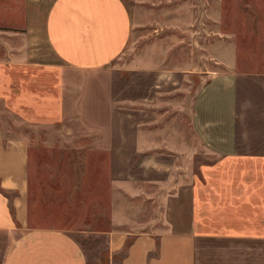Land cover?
I'll return each mask as SVG.
<instances>
[{"label": "crops", "instance_id": "obj_1", "mask_svg": "<svg viewBox=\"0 0 264 264\" xmlns=\"http://www.w3.org/2000/svg\"><path fill=\"white\" fill-rule=\"evenodd\" d=\"M131 28L124 0H0V102L76 138L117 196L110 229L32 225L30 141L0 127V264H264V44L160 70L116 63Z\"/></svg>", "mask_w": 264, "mask_h": 264}, {"label": "rangeland", "instance_id": "obj_2", "mask_svg": "<svg viewBox=\"0 0 264 264\" xmlns=\"http://www.w3.org/2000/svg\"><path fill=\"white\" fill-rule=\"evenodd\" d=\"M124 1L132 28L116 63L135 61L136 66L160 70L188 67L198 74L223 65L230 50L237 61H246L254 48L260 51L264 44V0ZM0 127L6 136L24 135L30 141L32 225L67 228L86 223L94 230L110 229L109 222L116 215V192L110 181L107 185V180L93 178L95 169L88 171L92 165L79 162L85 153L73 146L76 138L63 135L58 128L21 121L2 102ZM201 160L208 159L197 152L189 166L194 170ZM122 199L124 225L134 232L149 230L136 227V196L126 193ZM160 202L158 197L154 206L146 203L145 208L157 210L159 216ZM148 213L142 218L147 219Z\"/></svg>", "mask_w": 264, "mask_h": 264}]
</instances>
